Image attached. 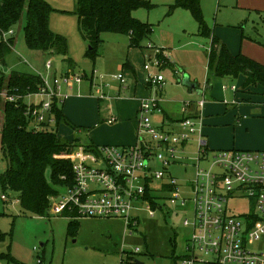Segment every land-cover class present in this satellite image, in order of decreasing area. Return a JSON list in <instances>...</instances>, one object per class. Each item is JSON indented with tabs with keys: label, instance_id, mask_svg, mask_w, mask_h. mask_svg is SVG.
Here are the masks:
<instances>
[{
	"label": "rangeland",
	"instance_id": "374dc122",
	"mask_svg": "<svg viewBox=\"0 0 264 264\" xmlns=\"http://www.w3.org/2000/svg\"><path fill=\"white\" fill-rule=\"evenodd\" d=\"M46 1L56 9L50 16V26L53 31L68 39V53H44L30 49L25 42L27 14L24 13L22 20L13 27V52L7 57L6 64H1L0 67V71L7 75L1 76L0 73V77H8L12 70L38 73L49 81L55 75L64 78L72 74L70 80L73 89L68 91L70 97L65 109L70 120L79 127L74 129L71 125L62 123L58 127L57 124L52 125V128H58L61 136L74 134L78 144L89 146L93 142L99 145L116 143L109 140L117 138L115 136L119 132L116 129L119 121L115 125L106 123L112 114L117 116L115 109L118 103L113 97H125L127 94L142 97L146 93L144 87L140 86L136 94L130 89L119 95L121 83L114 76L122 73L126 80L125 86L134 84L137 79L143 80L146 73L145 61L155 58L158 48L164 49L184 72L177 76L170 66L162 68L156 65H152L149 70L153 74L164 75L166 83L158 89V93L162 94L167 113L174 117L183 114L181 111L185 102H197L203 98L199 90L205 89L207 79L213 85V99L219 100L225 96L231 101L235 94L231 90L224 93L222 85L241 86V79L216 77L208 70L210 40L199 35L198 23L189 10L177 9L171 13V5L175 0H146L150 2V7L134 11L135 17L153 25L152 34L142 42L143 48L130 47L128 35L108 32L102 35L103 42L98 46L95 60L89 56V43L79 30L75 14L77 0ZM201 8L208 26L226 42L233 54L242 52L264 64V0H201ZM49 61H52L51 71L46 67ZM128 62L136 69L137 75L123 68L122 64ZM185 74L190 76L193 83H197L196 89L190 90L189 86L183 84ZM79 76L83 77L81 81L76 80ZM62 85L63 92H67L65 83L62 82ZM250 89L259 91L260 87ZM156 94L154 88L152 95ZM103 95L106 100H98ZM252 98L255 103L251 105L234 106L225 103L226 108L222 110L228 112L227 115L237 111V116H241V119L243 116L252 119L264 114V92L252 95ZM36 101L38 97L25 99L27 104ZM206 108L204 116L209 129L206 128L204 135L211 150L256 149L241 145L251 139L252 134L247 136V129L250 128V132L263 131L264 122H245L236 131L219 132L215 137L223 144L230 142L231 145L222 146L221 142L217 145L210 129L227 127V123L219 122L216 125L210 122L209 119L215 122L216 117L222 115H209ZM161 117V113L157 112L151 117L152 122L158 124ZM239 122L236 117L237 128L242 124ZM29 128L34 127L31 125ZM234 140L237 143L234 144ZM195 151V146H189L186 150L192 156H195ZM195 162V159L183 158L181 164L171 167V174L179 179L180 185L189 187L193 183ZM7 168L8 160L0 134V264H122L129 254L134 253L145 264H163L169 263V256L173 252L179 255L185 252L191 228L184 225V219L189 217L192 220L193 211L190 207L188 210L177 207L168 197H162L157 200L161 206L154 208L155 215L150 216L146 208L151 203L145 202L144 209L133 212L140 220L133 231L120 217L74 218L54 214L52 209L49 210L51 214L40 216L23 209L17 200V192L4 190L2 176ZM4 194L8 200L2 198ZM67 194V187L61 186L60 195L65 197ZM163 195L169 196L165 193ZM249 203L248 199L242 198L232 201L230 206L241 212ZM73 223L77 225L71 226Z\"/></svg>",
	"mask_w": 264,
	"mask_h": 264
},
{
	"label": "built area",
	"instance_id": "2783aa9c",
	"mask_svg": "<svg viewBox=\"0 0 264 264\" xmlns=\"http://www.w3.org/2000/svg\"><path fill=\"white\" fill-rule=\"evenodd\" d=\"M13 35V29L0 30V43H9ZM162 50L156 49V57L146 60L144 65V81L156 89L162 88L166 79L163 74L149 70L152 65L163 67L158 54L163 52L166 58L171 57ZM46 67L51 71L52 61ZM40 76L43 85L24 97V101L38 97L36 102H25L29 126L35 131L51 129L56 124L54 104H63L70 97L68 91L73 89L72 74L64 78L55 75L51 81ZM114 78L126 83L122 73ZM62 82L67 92H63ZM223 88L238 89L236 85H223ZM4 95L9 101L21 97ZM205 103L203 96L198 101L200 111L190 114L192 102H185L182 118L172 122L167 119L165 123L170 126L160 128L151 117L162 111V98L158 94L141 98L136 142L103 144L95 150L78 145L71 154L73 185L67 187V196L59 194L53 198L50 209L54 214L67 212L76 217H120L133 231L140 222L133 212L144 209L145 202L151 203L146 197L149 190L155 202L168 197L177 207L187 210L190 207L193 211L192 220L184 219V225L191 228L185 252L174 253L169 263L163 264H264V148L211 150L204 135ZM224 103H238V100L224 99ZM116 120L112 116L107 122L112 124ZM189 146H195V156L186 152ZM183 158L196 160L195 178L189 187L180 185L179 179L171 174V167L181 164ZM2 198L8 200L5 194ZM242 198L250 203L237 212L230 203ZM146 209L150 216L155 215L152 203Z\"/></svg>",
	"mask_w": 264,
	"mask_h": 264
},
{
	"label": "trees",
	"instance_id": "16d2710c",
	"mask_svg": "<svg viewBox=\"0 0 264 264\" xmlns=\"http://www.w3.org/2000/svg\"><path fill=\"white\" fill-rule=\"evenodd\" d=\"M75 14L83 37L88 41V53L91 59L98 56V46L103 42L104 33H117L129 36L130 47H142L144 39L153 32V25L143 22L134 16V11L141 7H150L146 0H77ZM177 9L191 12L198 23V33L210 40L208 54V70L216 77L239 78L244 76L243 88L250 91L252 86L264 88V64L258 60L239 52L233 54L226 42L218 37L206 23L201 0H175L171 5V13ZM56 9L46 0H0V30L9 31L27 14L24 27L25 42L32 50L44 53L67 54L68 39L56 33L50 26V16ZM15 38L10 37L9 43H0V63L6 64L7 57L13 52ZM164 51V50H162ZM164 66H173L171 57L164 53L158 54ZM127 65V64H125ZM177 66V65H175ZM177 71L183 72L178 67ZM1 76L7 75L0 72ZM179 74L177 73V76ZM40 75L12 70L8 77H0V134L2 137L4 154L8 160V168L2 176L4 190L18 193L17 200L24 210L36 215H49L53 198L60 194V187H69L74 182L71 154L80 144L71 142L61 136L58 128L35 131L29 128L30 120L26 115L27 104L24 97L36 92L43 85ZM207 88H211V80L206 81ZM4 94L21 96L16 101H9ZM57 127L69 124L74 129L79 126L73 124L63 112V107L54 104ZM95 150L97 145L86 146ZM49 172V175H48ZM168 188V186H166ZM146 197L151 200L153 208L161 205L148 190ZM76 218L75 214L63 213ZM76 223L71 226H76ZM174 252L169 256V258ZM135 253L129 254L125 260L127 264H137Z\"/></svg>",
	"mask_w": 264,
	"mask_h": 264
},
{
	"label": "crops",
	"instance_id": "0c3cea01",
	"mask_svg": "<svg viewBox=\"0 0 264 264\" xmlns=\"http://www.w3.org/2000/svg\"><path fill=\"white\" fill-rule=\"evenodd\" d=\"M175 11H177V10H175ZM140 48H143V46L140 47ZM171 62H172L171 64L173 66H170V67L176 73V69L175 68L177 66H175V65H178V64L176 62H174L173 59L171 60ZM125 64H127V65H125ZM122 66H123V68H127L130 71H133L137 75L136 69L129 62L122 64ZM164 67H166V66H164ZM179 69H181V68H179ZM182 73H184V72H180L179 75L182 74ZM238 79H241V86L238 87V89L236 91H232L231 90L235 94L234 98L238 100V103H228V105L232 104L234 106H238V105H251V104L255 103V102H252L253 101L252 100L253 99L252 95L263 94L264 88L262 86H257V88L260 87L261 91L260 90L259 91H255V90H251L250 88L256 87V86H252V87L249 88L251 92H248L247 89L243 88V83H244L245 77L244 76H240ZM140 86L142 88L144 87L143 89L145 90V93H146L142 97H137V96H134V95L127 96L128 94L125 97H122V96L121 97L120 96L113 97L114 101L118 103L117 106H116V109H115L117 116L112 114L111 117L115 116L117 118V120L114 123L109 124L107 122V120L109 119L108 118L106 120V123H108L109 125H115V123L118 124L117 122L119 121V124L117 125L118 128H116L119 132L115 136L117 138L116 139L114 138V140H109V141L116 142L115 143L116 145H126V144H132V143L136 142V140H137L136 133H137V124H138V112H139V108H140V99L143 98V97H146V96H151L153 94V91H154V88L152 86L146 84L144 79L143 80L139 79V81L137 79V81L134 84H130L129 86H125V83L121 84L120 87L118 88V94L119 95L124 90L126 92V91H129L130 89H131V92H134L136 94V93H138ZM212 87H213V85L211 86V88L208 89L207 88V84H206L205 89L202 90L201 94H203V92L205 91L203 96L206 98V103H205V106L203 108V114H204V110H205V108L207 106L206 110L209 113V115H213L211 113H216L217 115H219L218 113H221V115H222V116L216 117V121L215 122L212 121V119H209L210 122L215 123L216 125H218L217 123H219V122L220 123H227V125L225 124L227 127H223V126H219V127H216V128L214 127L212 129H210V131H212V132L208 131V132L213 134L214 140L216 142H218L217 145H219L220 142H221L220 145H222V146L229 147L231 145L230 142L223 144V142L220 141L219 138L215 137V134H217L219 132L231 131V130L236 131L237 129L243 127V123H245V122L246 123L247 122L261 123V124H262V122H264V114H262V115H260L258 117H253L252 119H249L248 116H243V118L241 119V116H239V117L237 116V111H235V112L233 111L231 113V115H227L228 112L222 110V108H226L224 100H223V99H226L225 96L223 98L219 99V100L218 99H213L215 97H213L211 95ZM241 88H242V90H241ZM190 90H191V88H190ZM222 90H223L224 93H227L229 91V90H224L223 85H222ZM156 93L159 94V96H161V98H162V111H157L158 113H161L162 117L159 119V123L155 124V125L160 127V128L168 127L170 125L165 123V120L168 119L170 122H172V121L181 119L182 116H183L182 113H181L180 117H174L173 114L170 115L169 113H167L168 109L164 105V100H163L162 94L158 93V89H156ZM240 96H241V98H240ZM98 100L105 101L106 99L98 97ZM66 101L62 104V107H63V112H64L65 116L67 118H69V116L67 115L66 109H65ZM191 102H192V111L190 112V114H194L196 112H199L200 108L198 106V101L197 102L191 101ZM214 109H215V112L213 111ZM157 112H155L153 116H155V114ZM181 112H183V111H181ZM236 117H237L238 122L240 121L239 123L240 124L242 123L240 125V127H238V128H237V125L235 124ZM219 119H220V121H218ZM243 119H245V120L247 119V120L243 121ZM69 120H70V118H69ZM206 120L208 121V119H206ZM73 124H75V123H73ZM75 125H77V124H75ZM97 125H98V123H96V126ZM246 125L247 126H251L250 124H246ZM206 128L207 127H205V130H206ZM207 129H209V127ZM247 132H248L247 136H250L251 134H252V136H251V139L249 140V142H247L245 144L242 143V145H241L242 147H249V148H256V149L264 148V130L263 131L260 130L259 132H257V131L250 132V128H248ZM233 143L234 144L237 143L236 140H234ZM92 144L95 145V146L99 145V143H94V142ZM101 144L103 145L104 143H101ZM105 144H107V143H105Z\"/></svg>",
	"mask_w": 264,
	"mask_h": 264
},
{
	"label": "water",
	"instance_id": "95a60500",
	"mask_svg": "<svg viewBox=\"0 0 264 264\" xmlns=\"http://www.w3.org/2000/svg\"><path fill=\"white\" fill-rule=\"evenodd\" d=\"M183 84L184 85H187L189 86L191 89H196L198 87L197 83H193L191 80H190V76L188 74H185L184 77H183ZM199 93L201 94L202 93V90H199ZM68 140H70L71 142L74 141V134H70V135H66L65 136ZM136 263L137 264H145L143 261H141L140 259H137L136 260Z\"/></svg>",
	"mask_w": 264,
	"mask_h": 264
}]
</instances>
